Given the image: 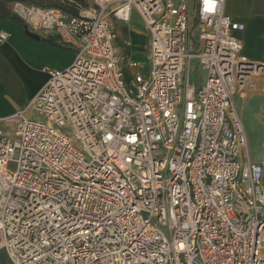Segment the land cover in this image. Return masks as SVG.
<instances>
[{"label":"built area","instance_id":"built-area-1","mask_svg":"<svg viewBox=\"0 0 264 264\" xmlns=\"http://www.w3.org/2000/svg\"><path fill=\"white\" fill-rule=\"evenodd\" d=\"M76 6L11 5L75 59L0 118V252L12 264H264V165L236 106L264 62L245 55V25L226 0ZM135 12L143 61L119 36Z\"/></svg>","mask_w":264,"mask_h":264},{"label":"crops","instance_id":"crops-1","mask_svg":"<svg viewBox=\"0 0 264 264\" xmlns=\"http://www.w3.org/2000/svg\"><path fill=\"white\" fill-rule=\"evenodd\" d=\"M225 11L245 25V30L237 33L245 55L253 61L264 62V0H226ZM127 27L137 37L134 29ZM28 31L39 39L31 37ZM130 50L133 55L132 47ZM74 59L75 52L60 46L54 34L32 32L21 20L0 18V118L17 113L33 100L49 80L47 68L66 69ZM236 106L248 140H258L260 154L257 157L251 152L252 159L264 165V77L236 98Z\"/></svg>","mask_w":264,"mask_h":264},{"label":"rangeland","instance_id":"rangeland-1","mask_svg":"<svg viewBox=\"0 0 264 264\" xmlns=\"http://www.w3.org/2000/svg\"><path fill=\"white\" fill-rule=\"evenodd\" d=\"M194 17H195V14L191 13L190 14V23H192ZM130 26H131L132 29H134L135 34H136L137 37H134L128 31V27L126 25L120 24L118 26L120 39L121 40L129 39V40L132 41L133 55H132V52H130L131 51L130 49L128 50V52H126V54H128V56H129V58L133 57L135 59L143 61V59L145 57L144 48H145V45H146L147 32H146V29H145V27H144V25L142 23V20H141L140 16L136 12L134 13L133 20H132V23H131ZM191 35H192V40L195 41L196 40V38H195L196 31L194 30ZM134 38H136V39H134ZM192 80L197 82V79H195L194 75L192 77ZM1 98H3L4 100L8 99L7 96H5V98L1 96ZM0 101H2V100H0ZM244 119L245 118H243V120ZM248 119L251 120L250 118H248ZM256 141H258V140L253 141L252 139H250L249 147H250V153L252 152V153H254L255 156L258 157L259 154H260V151H259L260 148L256 145ZM259 146H260V144H259ZM0 264H12L10 262L9 258L7 257L5 251H1L0 252Z\"/></svg>","mask_w":264,"mask_h":264},{"label":"trees","instance_id":"trees-1","mask_svg":"<svg viewBox=\"0 0 264 264\" xmlns=\"http://www.w3.org/2000/svg\"><path fill=\"white\" fill-rule=\"evenodd\" d=\"M15 2H24L42 8H59L67 13L77 14L78 10L76 3L85 6L88 0H0V18L20 21L11 14L10 6Z\"/></svg>","mask_w":264,"mask_h":264},{"label":"water","instance_id":"water-1","mask_svg":"<svg viewBox=\"0 0 264 264\" xmlns=\"http://www.w3.org/2000/svg\"><path fill=\"white\" fill-rule=\"evenodd\" d=\"M29 35L33 38L39 39V36L28 31Z\"/></svg>","mask_w":264,"mask_h":264},{"label":"bare ground","instance_id":"bare-ground-1","mask_svg":"<svg viewBox=\"0 0 264 264\" xmlns=\"http://www.w3.org/2000/svg\"><path fill=\"white\" fill-rule=\"evenodd\" d=\"M132 47V46H131ZM255 85V84H254Z\"/></svg>","mask_w":264,"mask_h":264}]
</instances>
